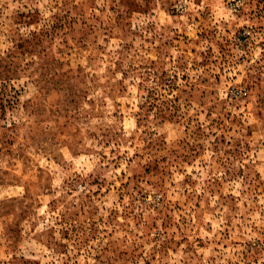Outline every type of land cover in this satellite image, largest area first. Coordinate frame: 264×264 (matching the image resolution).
I'll return each mask as SVG.
<instances>
[{"label":"rangeland","instance_id":"rangeland-1","mask_svg":"<svg viewBox=\"0 0 264 264\" xmlns=\"http://www.w3.org/2000/svg\"><path fill=\"white\" fill-rule=\"evenodd\" d=\"M0 264H264V0H0Z\"/></svg>","mask_w":264,"mask_h":264}]
</instances>
